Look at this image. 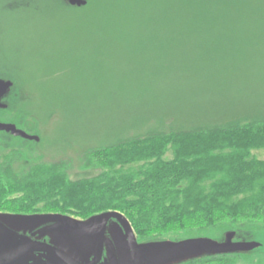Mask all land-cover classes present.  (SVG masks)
I'll list each match as a JSON object with an SVG mask.
<instances>
[{
    "label": "trees",
    "instance_id": "16d2710c",
    "mask_svg": "<svg viewBox=\"0 0 264 264\" xmlns=\"http://www.w3.org/2000/svg\"><path fill=\"white\" fill-rule=\"evenodd\" d=\"M100 1L97 8L102 7ZM158 1L142 0L145 5ZM170 6L160 2L150 17L132 10L129 18L115 19L114 26L104 21L99 38L171 32L181 42L205 32H264V0H173ZM42 19L62 28L77 22L50 14ZM81 19L86 21L87 15ZM129 21L135 24L131 30ZM236 98L222 97V106L171 124L165 122L166 115L156 118V126L148 124L153 117L124 118L97 134L96 146L79 164L93 174L77 179L69 176L68 162H45L40 156L29 160L15 151V158L0 171V213H52L86 220L115 211L128 219L140 242L228 231L263 233L264 160L253 152L264 149V107L250 96ZM136 101L131 104L136 106ZM75 105L80 106L77 101ZM244 257H203L183 264H238Z\"/></svg>",
    "mask_w": 264,
    "mask_h": 264
},
{
    "label": "rangeland",
    "instance_id": "374dc122",
    "mask_svg": "<svg viewBox=\"0 0 264 264\" xmlns=\"http://www.w3.org/2000/svg\"><path fill=\"white\" fill-rule=\"evenodd\" d=\"M172 1L103 0L97 8L98 0H87L76 8L64 0H0V75L13 83L3 112L22 114L20 125L24 116L27 124L33 120L35 132L28 127L27 133L40 139L38 144L12 141L14 150L29 160L68 162L69 176L77 179L85 173L79 164L96 146L97 134L132 114L153 117L148 124L156 126L160 115L168 117L167 124L186 120V115L222 106V97L250 96L264 107V32H205L181 42L171 32L99 38L104 21L114 26L132 10L150 17L160 2L171 8ZM48 14L77 22L57 27L42 19ZM128 25L131 30L135 24ZM253 156L264 160V149ZM224 235L201 237L221 241ZM251 240L262 246L241 254L245 257L238 264H264V232H236L235 241Z\"/></svg>",
    "mask_w": 264,
    "mask_h": 264
},
{
    "label": "water",
    "instance_id": "95a60500",
    "mask_svg": "<svg viewBox=\"0 0 264 264\" xmlns=\"http://www.w3.org/2000/svg\"><path fill=\"white\" fill-rule=\"evenodd\" d=\"M70 7L86 6L87 0H64ZM13 87L0 79L2 99ZM0 131L39 141L14 125L0 123ZM236 232L223 240L193 237L182 240L138 242L128 219L107 211L86 220L63 214L0 213V264H183L203 257L247 254L260 242L235 241Z\"/></svg>",
    "mask_w": 264,
    "mask_h": 264
},
{
    "label": "flooded vegetation",
    "instance_id": "af4514ba",
    "mask_svg": "<svg viewBox=\"0 0 264 264\" xmlns=\"http://www.w3.org/2000/svg\"><path fill=\"white\" fill-rule=\"evenodd\" d=\"M0 79L5 80V78H3L2 75H0ZM9 96H10V92L6 96H4V98L1 101L2 103H4L6 105V108H4V109L0 108V123L14 125L18 130H22L25 133H27V131L29 132V130L27 128L31 127L32 128L31 132H35V128H36L35 125L36 124L33 123V120H30V122H32V123L27 124V120H26L27 118L24 116L22 119L23 125H20L19 121H18V117L22 116V114L13 113V114H11V116L8 114H4L3 111H5L7 109L6 101L9 98ZM25 126H26V128H25ZM28 135H30V134H28ZM32 136H35V135H32ZM15 140H17V141L21 140L24 142H29V143H34V144L40 143V139L38 142L28 141V140H24L20 137H15L10 132L0 131V171H2L3 166L8 163L7 162L8 159L13 158L14 157L13 155H15V150H14L15 148L13 147V145H11V143H13L12 141H15Z\"/></svg>",
    "mask_w": 264,
    "mask_h": 264
}]
</instances>
